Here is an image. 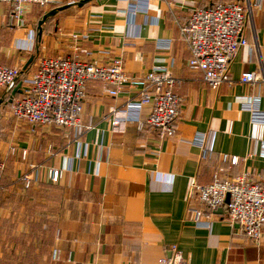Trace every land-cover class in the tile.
Instances as JSON below:
<instances>
[{"label":"crops","instance_id":"obj_1","mask_svg":"<svg viewBox=\"0 0 264 264\" xmlns=\"http://www.w3.org/2000/svg\"><path fill=\"white\" fill-rule=\"evenodd\" d=\"M78 1L52 0L20 19L0 3V64L20 69L12 87L0 88V264H157L172 245L190 264H264V228L253 243L227 220L228 198L209 213L190 191L214 177L264 185V84L239 82L244 72L264 75V0H93L49 17L38 36L46 13ZM247 1L260 2L244 26L247 45L230 64L233 83L212 90L188 67L180 29L197 9ZM46 57L121 61L129 81L116 97L98 81L87 84L81 135L18 121L9 100L21 97L23 82ZM154 67L179 80L170 138L144 125L149 105L127 107L138 102ZM251 97L258 101L249 104ZM111 110L127 113L119 131H112ZM203 134L211 149L205 159L194 143ZM52 170L62 173L57 182ZM192 209L208 214L209 228L189 219Z\"/></svg>","mask_w":264,"mask_h":264},{"label":"built area","instance_id":"obj_2","mask_svg":"<svg viewBox=\"0 0 264 264\" xmlns=\"http://www.w3.org/2000/svg\"><path fill=\"white\" fill-rule=\"evenodd\" d=\"M260 2V1H259ZM259 2L247 1L245 4L229 2L201 8L190 14L188 23L181 27L180 34L190 51L188 67L202 74L203 82L212 90L233 81L229 77L230 64L240 48L247 45L243 37L246 21L253 6ZM13 8L14 16L20 19L28 8L46 7L52 0H0ZM20 74V69L0 64V88L12 87ZM91 81H98L104 92L116 97L129 81L121 61L109 66L89 64L83 61H69L62 58L46 57L37 62L35 73L23 82L21 97L11 102L10 113L18 121L28 124L73 128L81 135L84 127L81 123L82 102L86 97V87ZM242 84H264V75L259 72H244L239 78ZM134 83V82H132ZM179 84L168 69L154 67L142 79V90L137 103L128 108H140L149 105V114L144 125L155 130L160 138L172 137L175 132L181 99L174 89ZM258 98L248 99L249 104ZM113 114L112 131H119L126 112ZM142 125H140L141 127ZM206 135H197L194 143L201 149L205 159L211 152L206 143ZM264 152V145H262ZM224 162H238L237 157L222 156ZM4 164L0 161V177ZM61 171L52 170L49 177L52 182L61 178ZM30 178H24L26 186ZM191 194H195L209 213L216 212L226 198L228 221L238 225L245 236L256 243L264 228V185L250 183L242 176L232 180H220L214 177L208 185L192 183ZM201 210H189V219L198 227L209 228L211 218ZM157 264H190L183 259L175 245L170 247V256Z\"/></svg>","mask_w":264,"mask_h":264},{"label":"water","instance_id":"obj_3","mask_svg":"<svg viewBox=\"0 0 264 264\" xmlns=\"http://www.w3.org/2000/svg\"><path fill=\"white\" fill-rule=\"evenodd\" d=\"M93 0H80L78 1L77 3H74V4H69V5H65L63 7H59V8H56V9H53L51 11H49L48 13H46L42 19L38 22V27H37V30H38V36H40L41 34V25L49 18V17H52L54 16L56 13L60 12V11H63V10H66L67 8L71 7L72 5H75L77 7H82L84 6L85 4H88L89 2H91ZM20 89V84L17 86V88H15V90L13 91V95L15 94L16 91H18ZM12 100H9V103H11ZM1 103V101H0Z\"/></svg>","mask_w":264,"mask_h":264}]
</instances>
